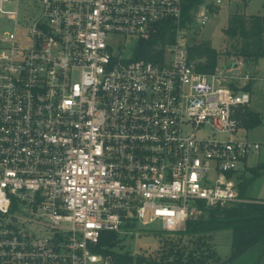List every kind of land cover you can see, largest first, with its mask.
Returning <instances> with one entry per match:
<instances>
[{
  "label": "built area",
  "instance_id": "built-area-1",
  "mask_svg": "<svg viewBox=\"0 0 264 264\" xmlns=\"http://www.w3.org/2000/svg\"><path fill=\"white\" fill-rule=\"evenodd\" d=\"M14 1L0 0V264H112L103 231L179 232L247 201L232 179L261 148L239 135L257 74L197 69L185 0H35L22 20ZM235 1L204 0L197 23ZM164 18L160 61L127 54Z\"/></svg>",
  "mask_w": 264,
  "mask_h": 264
},
{
  "label": "trees",
  "instance_id": "trees-1",
  "mask_svg": "<svg viewBox=\"0 0 264 264\" xmlns=\"http://www.w3.org/2000/svg\"><path fill=\"white\" fill-rule=\"evenodd\" d=\"M204 0H185L182 14V25L190 30H196L197 22L195 12L199 10ZM212 5H210V8ZM155 32L151 37L139 39L133 58H147L160 61L164 55L168 43L175 41V25L171 18H164L157 22ZM199 26V25H198ZM231 38L241 36L243 43L240 48V56L243 59H255L264 57V14L246 16L235 12L229 19L225 29ZM190 57L197 61V69L212 73L217 69L220 52L215 48L211 40L203 39L192 42L189 45ZM252 86L249 84L248 89ZM242 126H257L262 123L261 113L251 110L249 107L241 116ZM253 177L244 176L243 186H239L240 194L247 201L225 207H215L207 210L205 215L187 221L186 229L179 233L187 237L185 243H177L172 238L162 236L163 253L157 256L146 254L134 255L124 249L122 236L117 231H103L99 250L113 259L112 264H224L233 262L251 248L264 243V200L247 194L251 181L264 173V163L255 168L251 167ZM161 232V230H151ZM225 231H230L229 242L232 253L227 259H222L217 250L223 240ZM178 233V234H179ZM228 236V234H226ZM165 238V239H163ZM264 258V254H263Z\"/></svg>",
  "mask_w": 264,
  "mask_h": 264
},
{
  "label": "rangeland",
  "instance_id": "rangeland-1",
  "mask_svg": "<svg viewBox=\"0 0 264 264\" xmlns=\"http://www.w3.org/2000/svg\"><path fill=\"white\" fill-rule=\"evenodd\" d=\"M35 0H20L19 3L7 2L4 4V9L14 10L19 9L20 20H22L23 14L32 15L34 11ZM235 12L242 13L246 16L262 15L264 14V0H244L235 1L232 4H224L220 6H212L206 11L208 20L205 24L199 25L197 30L189 29V38L191 42H198L203 39L211 40L213 46L220 52L217 62V69H227V65L235 63L237 61L239 65L232 67L233 70L248 71L252 74H257V78L252 81L250 92L252 95V102L250 109L261 113L262 123L257 126H245L239 131V135L249 138L253 141H257L261 144V148L253 152L248 157L247 165L255 168L260 163H264V57L255 59H243L240 56V48L243 43L241 36L231 38L225 32L226 27L229 24V19ZM0 24L6 28H12V23L5 17H0ZM114 38H122V35L114 34ZM136 46V42L127 47V54H130L133 47ZM230 71V69H227ZM199 135H215V136H226L220 133L214 132L210 127H203L198 131ZM248 175L250 178L253 177L252 169L236 170L233 174V183L240 182V175ZM242 175V176H243ZM246 184V183H245ZM244 184V185H245ZM251 188V189H250ZM248 195L259 197L264 199V173L259 177L255 178L248 186H244ZM159 222H155L148 227L139 228V234L132 236H122V244L124 245L123 251H130L134 255L146 254L147 256H157L163 253L164 245L162 242V236L172 238L174 242L185 243L187 237H182L180 231H166L155 232L151 230H159ZM186 229V228H185ZM183 229V230H185ZM222 237V241L218 245V252L221 257L229 255L232 251L230 247L229 234L230 231ZM179 233V234H178ZM228 234V236L226 235ZM165 239V238H163ZM230 245V246H229ZM264 243H260L255 247L243 253L240 257L235 259L232 264H264Z\"/></svg>",
  "mask_w": 264,
  "mask_h": 264
},
{
  "label": "crops",
  "instance_id": "crops-1",
  "mask_svg": "<svg viewBox=\"0 0 264 264\" xmlns=\"http://www.w3.org/2000/svg\"><path fill=\"white\" fill-rule=\"evenodd\" d=\"M247 162H248V159L246 160V162H245V164H244V166L242 165L240 168H239V170H242V172H243V170L244 169H250L251 167H249L248 165H247ZM243 174H241L239 177H240V182L239 183H237V185L238 186H243V179H244V175L242 176ZM245 176H248V175H245ZM251 189V188H250ZM250 196H252V195H250ZM252 197H254V196H252ZM257 198V197H256ZM259 198V197H258ZM246 199H248V198H246ZM259 199H261V200H264V199H262V198H259ZM231 244V243H230ZM230 246V245H229ZM231 248H232V246H230ZM231 253H232V251H231ZM231 253L229 254V255H231ZM229 255H226L225 257H222V259H227L228 257H229ZM264 262V261H263ZM224 264H232V262H226V263H224Z\"/></svg>",
  "mask_w": 264,
  "mask_h": 264
},
{
  "label": "water",
  "instance_id": "water-1",
  "mask_svg": "<svg viewBox=\"0 0 264 264\" xmlns=\"http://www.w3.org/2000/svg\"><path fill=\"white\" fill-rule=\"evenodd\" d=\"M199 24L196 22L195 24H194V28L197 30L198 29V27H200V26H198ZM239 65V63L237 62V61H235V63H232V64H229V65H227V69H231L232 67H237Z\"/></svg>",
  "mask_w": 264,
  "mask_h": 264
}]
</instances>
